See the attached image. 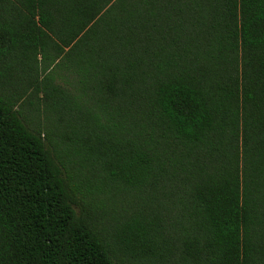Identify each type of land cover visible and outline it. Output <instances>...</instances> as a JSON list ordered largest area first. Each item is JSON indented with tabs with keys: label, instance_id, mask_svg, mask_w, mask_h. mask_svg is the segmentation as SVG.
I'll list each match as a JSON object with an SVG mask.
<instances>
[{
	"label": "trees",
	"instance_id": "obj_1",
	"mask_svg": "<svg viewBox=\"0 0 264 264\" xmlns=\"http://www.w3.org/2000/svg\"><path fill=\"white\" fill-rule=\"evenodd\" d=\"M0 264H264V0H0Z\"/></svg>",
	"mask_w": 264,
	"mask_h": 264
},
{
	"label": "rangeland",
	"instance_id": "obj_2",
	"mask_svg": "<svg viewBox=\"0 0 264 264\" xmlns=\"http://www.w3.org/2000/svg\"><path fill=\"white\" fill-rule=\"evenodd\" d=\"M45 105H46V107L44 108V113L46 114V118L44 119L45 126L49 131H50V129L53 130L50 132L55 133V111L51 112L52 111V109H51L52 105H50V102H46ZM54 107H55V105H54ZM25 109H26V111L28 110V108H25ZM49 113H52V115ZM27 115H30V113H27ZM43 118H44V115L42 112H40V114L37 118L40 125H42V123H43Z\"/></svg>",
	"mask_w": 264,
	"mask_h": 264
}]
</instances>
